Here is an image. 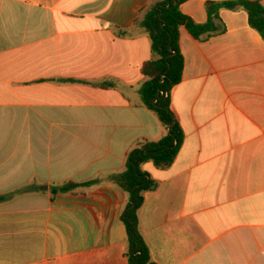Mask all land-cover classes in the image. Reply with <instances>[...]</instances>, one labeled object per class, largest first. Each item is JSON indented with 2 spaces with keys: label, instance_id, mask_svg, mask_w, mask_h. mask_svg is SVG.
<instances>
[{
  "label": "crops",
  "instance_id": "obj_1",
  "mask_svg": "<svg viewBox=\"0 0 264 264\" xmlns=\"http://www.w3.org/2000/svg\"><path fill=\"white\" fill-rule=\"evenodd\" d=\"M162 1L0 0V264H129L128 195L107 177L166 132L138 94L154 57L141 23ZM228 1L180 9L205 24ZM219 17L203 39L180 27L184 142L169 167L142 166L158 184L138 212L156 264H264V38L241 6Z\"/></svg>",
  "mask_w": 264,
  "mask_h": 264
},
{
  "label": "trees",
  "instance_id": "obj_2",
  "mask_svg": "<svg viewBox=\"0 0 264 264\" xmlns=\"http://www.w3.org/2000/svg\"><path fill=\"white\" fill-rule=\"evenodd\" d=\"M187 0H163L152 5L141 25L152 40L154 57L142 66L147 78L138 88L141 102L153 111L165 127V135L159 140H140L127 154L125 169L108 175L107 180L121 187L128 195V202L121 214V221L127 232L126 257L129 264H156L139 226L138 212L143 206L145 193L158 187L151 175L142 169L143 164L153 162L164 169L175 160L183 142L184 132L171 107V91L182 80L184 57L179 46V29L185 26L196 39H203L218 31L219 12L223 8L243 7L250 25L264 38V6L260 1L238 0L209 3L208 21L198 24L183 14L180 9ZM106 85H114L110 82ZM173 124L172 129L170 126ZM91 180L85 183L67 182L53 187V193L73 192L80 187L97 183ZM8 196H0V200Z\"/></svg>",
  "mask_w": 264,
  "mask_h": 264
},
{
  "label": "water",
  "instance_id": "obj_3",
  "mask_svg": "<svg viewBox=\"0 0 264 264\" xmlns=\"http://www.w3.org/2000/svg\"><path fill=\"white\" fill-rule=\"evenodd\" d=\"M172 127H173V124L170 126V128H169V129L171 130V129H172Z\"/></svg>",
  "mask_w": 264,
  "mask_h": 264
}]
</instances>
